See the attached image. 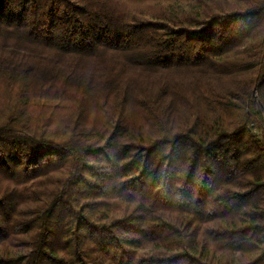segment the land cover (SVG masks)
Wrapping results in <instances>:
<instances>
[{"label":"trees","instance_id":"obj_1","mask_svg":"<svg viewBox=\"0 0 264 264\" xmlns=\"http://www.w3.org/2000/svg\"><path fill=\"white\" fill-rule=\"evenodd\" d=\"M136 1L0 0V264H264V0Z\"/></svg>","mask_w":264,"mask_h":264},{"label":"rangeland","instance_id":"obj_2","mask_svg":"<svg viewBox=\"0 0 264 264\" xmlns=\"http://www.w3.org/2000/svg\"><path fill=\"white\" fill-rule=\"evenodd\" d=\"M109 4L113 5L117 9L123 11L128 17L132 16H140L142 18H150L153 16H157L163 14L170 5L175 3H165V2H140L136 0H106ZM209 3L210 0H185L178 2V6L181 7L182 10H187L191 7V5L200 4L199 3ZM220 3H223L226 0H217ZM230 1V0H227ZM167 12V11H166ZM97 77L91 76V87H95L94 83H96ZM71 104V103H70ZM75 105L74 103H72ZM83 106V105H82ZM84 108L81 109V113L83 114ZM79 109H77V112ZM87 120L92 119L91 116H86ZM84 119V118H83Z\"/></svg>","mask_w":264,"mask_h":264}]
</instances>
